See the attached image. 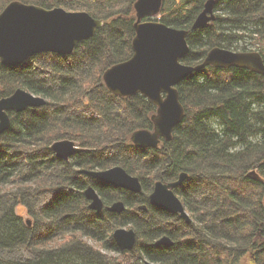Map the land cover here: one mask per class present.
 Instances as JSON below:
<instances>
[{
	"label": "trees",
	"instance_id": "trees-1",
	"mask_svg": "<svg viewBox=\"0 0 264 264\" xmlns=\"http://www.w3.org/2000/svg\"><path fill=\"white\" fill-rule=\"evenodd\" d=\"M12 1L86 12L103 25L70 56L0 65V99L22 89L45 100L9 112L0 135V264H264V75L211 66L190 74L176 85L184 118L170 140L139 148L130 136L152 130L156 107L141 95L114 96L102 82L132 56L136 0H0V12ZM205 1L164 0L159 13L161 23L188 32L182 64H200L215 47L257 52L264 62V0H216L215 20L193 30ZM64 140L79 149L67 161L51 150ZM117 166L138 178L140 194L78 172ZM182 173L174 193L189 222L148 200L155 182ZM88 185L105 207L121 201L125 209H89ZM118 228L136 233L132 250L113 241ZM162 236L172 245H157Z\"/></svg>",
	"mask_w": 264,
	"mask_h": 264
},
{
	"label": "water",
	"instance_id": "water-1",
	"mask_svg": "<svg viewBox=\"0 0 264 264\" xmlns=\"http://www.w3.org/2000/svg\"><path fill=\"white\" fill-rule=\"evenodd\" d=\"M216 0H207L203 10L196 16L192 29L206 27L215 20L213 7ZM162 0H136L135 35L131 41L132 56L108 68L102 75V82L112 95L126 98L141 95L150 101L156 111L151 116V130H137L130 141L136 147L156 148L160 138L169 141L173 129L182 122L184 109L179 101L176 85L185 77L207 66L217 68L238 67L264 75V62L257 52H236L219 47L208 51L202 62L196 66L182 64L188 53L186 42L188 32L176 29L160 21H142L159 14ZM103 25L102 20L92 18L86 12H69L62 8L45 9L19 1L8 3L0 12V65L18 66L37 54L51 53L70 56L81 42L91 39ZM45 100L18 89L9 97L0 99V135L10 128L8 112L20 113L27 108L43 106ZM55 156L67 161L79 150L72 141H59L51 146ZM100 183L130 193L140 194L138 178L129 175L121 167L107 170H79ZM187 175L182 173L172 183L157 181L148 196L151 206L179 214L186 222L190 221L182 203L172 191L179 187ZM89 209L100 213L103 202L92 186L84 190ZM112 213H120L125 207L117 201L106 208ZM29 224V222H28ZM112 239L120 251L134 248L136 234L133 229L118 228ZM157 245H172L166 236ZM144 264H153L144 261Z\"/></svg>",
	"mask_w": 264,
	"mask_h": 264
},
{
	"label": "rangeland",
	"instance_id": "rangeland-1",
	"mask_svg": "<svg viewBox=\"0 0 264 264\" xmlns=\"http://www.w3.org/2000/svg\"><path fill=\"white\" fill-rule=\"evenodd\" d=\"M164 4V2H163ZM161 15L157 16L156 19H160ZM155 20V19H153ZM17 215L21 216L23 218V220H31V217L27 214V212L25 211L24 207L22 206H17L15 209ZM127 229V228H126Z\"/></svg>",
	"mask_w": 264,
	"mask_h": 264
},
{
	"label": "flooded vegetation",
	"instance_id": "flooded-vegetation-1",
	"mask_svg": "<svg viewBox=\"0 0 264 264\" xmlns=\"http://www.w3.org/2000/svg\"><path fill=\"white\" fill-rule=\"evenodd\" d=\"M204 5V4H203ZM176 189V188H175ZM153 190V189H152ZM173 192H174V189L172 190ZM175 194V193H174ZM176 195V194H175ZM177 196V195H176ZM184 207V206H183ZM154 208H157V209H160V210H163V211H165L164 209H161V208H158V207H154ZM165 212H167V211H165ZM167 213H169V212H167ZM169 214H171V215H174V216H178L179 214H172V213H169ZM189 215V214H188ZM179 218H181L180 217V215L178 216ZM182 220H184L183 218H181Z\"/></svg>",
	"mask_w": 264,
	"mask_h": 264
},
{
	"label": "bare ground",
	"instance_id": "bare-ground-1",
	"mask_svg": "<svg viewBox=\"0 0 264 264\" xmlns=\"http://www.w3.org/2000/svg\"><path fill=\"white\" fill-rule=\"evenodd\" d=\"M10 119V118H9ZM179 216V215H178ZM136 234V233H135ZM145 261V260H144ZM149 261V260H148ZM143 263V262H142Z\"/></svg>",
	"mask_w": 264,
	"mask_h": 264
}]
</instances>
